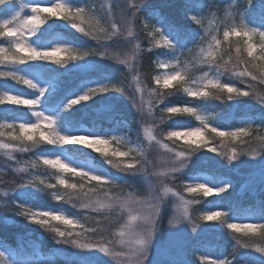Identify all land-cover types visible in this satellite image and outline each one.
<instances>
[{"label": "trees", "instance_id": "1", "mask_svg": "<svg viewBox=\"0 0 264 264\" xmlns=\"http://www.w3.org/2000/svg\"><path fill=\"white\" fill-rule=\"evenodd\" d=\"M18 1L8 0L4 5H0V17L6 15ZM231 1H234V5L228 14V5ZM132 2L138 5V9L124 5L125 1L116 3L115 10L113 9L115 16L111 21V24L115 23L119 28L123 27L120 8L124 10L126 17L133 18L132 40L129 42L127 38L126 40L123 38L124 36L112 35L110 31H107L111 38L101 40L96 47L94 46L97 53L99 50L107 53L104 55L105 60L100 62L102 66H97L98 69L67 72L64 68L67 63L57 64L55 60H34L23 64L5 61L4 65L40 80L55 79L58 88L48 99V103L51 105L60 104L68 99L70 93L75 92L80 86L84 76L95 75L98 77L102 72L112 70L120 74L118 83L124 88L123 93L115 92L111 97L95 95L89 101L76 104L71 108L64 107L61 123L63 128L86 124L99 133H108L113 129H120L123 125H127L129 136L144 146L143 152L135 158L146 162L145 170L135 175L121 172L109 164L101 152L83 145L68 144L65 149L75 159L91 157L95 161L105 164L114 175L113 180L118 183L119 187L109 189L108 186H104L98 189L95 194H90L93 200L110 203L111 201L105 199V193L109 191L113 197L118 196L121 200L129 197L133 201L135 199L142 200L148 198L154 189L168 185L186 199L196 201L190 206L191 220L189 221L198 226L199 230L189 233L182 245L181 255L172 259L153 261V264H204L201 259L203 254L212 258H227L232 261V264L246 260L264 264V253L257 250L264 248V238L259 235L260 229L236 231L227 228V217L232 215L251 214L257 219L264 218V150L261 149L262 142L255 139L257 135H264V132L255 131L264 129V84L260 83V79H264V77L261 76L259 68L253 66L264 65V60L255 55L256 59L248 57L247 37H244L243 34L239 37L232 35L225 40L223 31H219L220 44L217 61L219 63L229 62L228 70L220 72L222 81L232 82L236 87L250 94L237 97L233 93L234 99L228 100L226 92L219 93L215 89H206L210 93L209 97H191L184 91L186 79L175 81L168 88H165L161 83H156L155 75L160 69L157 67L155 59L165 50V47L154 46V41L149 36L150 29L143 24L141 18L154 9H158L165 28L177 30L181 36L179 44L188 46L199 40L201 25L196 20L187 17L185 11H218L224 22H222L223 27L226 25L240 26L238 21L243 17L246 8L248 9L247 16L264 21V0H251V6H249V0H132ZM44 16L48 22L45 28L48 31L47 35L55 32L69 40L88 41L76 29L68 26L71 25L70 20L72 19L69 13L61 14V16L69 17L68 19L51 16L48 13H44ZM82 25L89 30L87 22ZM91 30L99 33L100 29L97 30L91 26ZM0 42L6 43L12 53L15 51L13 38L0 36ZM137 43L140 48L135 50L136 59L132 62V69H129L127 64L119 63V59L132 55ZM237 46L241 48L240 53L235 52ZM90 57L97 59L98 55H90ZM205 68H207V63ZM245 70L257 75L258 80L252 81L248 76L240 77L238 75ZM134 76L139 77V84L134 80ZM5 78L0 77V79ZM0 83L7 82L0 81ZM15 84L21 88H27L26 85ZM138 87L143 89V94H141L143 101L138 98L140 92L137 90ZM216 95H220L221 98H214ZM161 96L163 97L162 101ZM107 99L115 101L113 102L114 106L102 110L101 107L109 103ZM173 102L178 104L194 103L202 106L210 114V121L213 125L227 130L249 123L250 128L254 130L253 135L241 137V140L246 143H241L240 140L227 141L228 148H235L238 154L237 159L231 163L226 156L201 148L189 158L190 161L180 172L168 176L163 175L164 173L157 175L156 172L160 170L168 172L173 166L176 153L184 151L187 155L190 148V145L181 139L169 140L164 131L179 123L195 124L198 122L195 116L188 113L167 114L161 111L165 108L166 103ZM24 109L25 107H19L9 102L0 105V112L2 111L10 118L26 115ZM247 119H252V121L247 122ZM146 128H151L154 131V140L147 141L145 139L143 132ZM20 135L23 133L19 130L3 131L0 129V142L13 145L12 148H0V188L3 189L0 194V244L10 251H14L20 264H35L42 259L56 264L108 263L102 255H97L94 252L89 253L88 249H81L73 244L58 243L54 236L41 239L37 242V246L29 244L31 239L38 235H36L35 229L26 224L23 217L19 215L17 206L20 204H30L38 208H56L78 217L85 227L98 228L95 233L84 232L81 229L80 232L83 233L81 241L94 244L102 243L104 246H110V251L120 248L116 242H118L119 230L124 223L126 214L122 207H106L97 212L73 207L72 203L66 202L67 197H65V201L56 199V195L64 194L66 191L64 185L59 183L61 179L78 186L85 183L86 188L92 185H87L79 175L63 172L59 168L43 164L39 154L54 150V145L41 142L38 145H29V151H19L21 142L14 140L13 137ZM36 135L39 137V134ZM206 137L214 144L220 143L215 134L206 131ZM164 144H167L168 148H162ZM169 149L172 151L170 152ZM113 160L119 162L116 157H113ZM201 173L209 174L214 181L227 178L233 182L232 187L225 193L207 197L202 193L186 192L183 182L191 176ZM41 181L43 183H40ZM21 184L28 186L19 187ZM50 184L56 185V187H47ZM82 200L83 197H81ZM81 201L75 202L79 204ZM176 206L172 195L164 197L158 219L159 237H164ZM209 206L218 207L224 215L212 221L201 219L203 210ZM84 217H87V220ZM97 220L102 223L96 225L95 221ZM32 229H34L33 233ZM28 231L29 233H27ZM245 243L250 246L243 247Z\"/></svg>", "mask_w": 264, "mask_h": 264}, {"label": "snow or ice", "instance_id": "2", "mask_svg": "<svg viewBox=\"0 0 264 264\" xmlns=\"http://www.w3.org/2000/svg\"><path fill=\"white\" fill-rule=\"evenodd\" d=\"M8 0H0V5H4L7 3ZM249 6H251V0H249ZM130 7L132 9H138V5L133 2L131 3ZM111 11V9H109ZM248 9H244V15H246ZM32 15L27 16L23 19H19V14H17V18L13 20H8L2 24H0V36L10 37L13 38L15 41V51L9 55L8 50L4 48H0V63H4L5 61L14 63V64H23L27 61H34V60H55L57 64H66L70 61L75 60H82L89 55H98L95 50H87V51H79L77 49H70L68 46H58L53 48L51 51L41 50L33 47L27 39V35H35V33L39 29V25H41L44 21L41 19V13H48L51 16H61L62 13H69V16L72 17L70 20L71 26L77 29L79 32L83 33L84 35L97 40L100 42L101 40H107L111 37L107 34V30L101 28L99 33L91 30V24L89 22V30H85L84 27H81L76 21L79 20L80 23L85 22L86 8H76L75 12L73 13L72 6H69L67 3H55L52 7L48 8H41L38 5H34L31 7ZM134 17V13H133ZM61 18L68 19L69 17L61 16ZM122 19H126L123 15L122 11ZM197 23H201L196 17H193ZM11 25V27H10ZM147 27V26H146ZM111 28L114 30L112 35H115L116 32H119V28L116 27V24H112ZM251 33H259L261 37H264V31H261L258 28H249L248 24L241 23L239 28L236 26H225V30L223 31V37L227 40L230 36H241L243 34L244 37H247L251 40ZM103 34V35H102ZM127 35L129 37L133 36V32L131 30L128 31ZM159 35L160 39H156V36ZM149 36L154 41V46L159 47L161 44V40L163 44L169 48L171 51L176 52L178 50L176 43H174L173 39L170 37H175L177 41L181 39L180 33L177 30L170 29H161L155 28L152 32L149 33ZM220 44L219 39L214 38V45L218 47ZM214 45L209 44L208 49L201 50L204 53L205 60L207 61V68L209 71H214L216 73H220L221 71H227L228 61H224V63H219L217 61V52L214 50ZM140 45L137 43L134 48V52L132 55H128L123 59H119V63L127 64L129 69L133 67V61L136 59L135 50H138ZM256 49V45L253 43L247 44V55L253 59L257 57L254 56V52ZM72 51L75 54L68 56L65 59H60L59 54L61 52ZM260 51L264 53V44H261ZM236 53L241 52V48L237 46L235 48ZM101 55H107V53H102ZM183 55V53H181ZM222 59V57H221ZM259 59L264 60V55H261ZM180 60L177 57L175 67L173 71L166 75L163 78V86L168 88L172 85L173 81H181L184 80V76H182L181 71L179 69ZM163 67H169V64H163ZM256 68H259L261 76L264 77V65H253ZM207 75V73H206ZM240 77L248 76L251 78L252 81H257V75L253 74L251 71L245 70L238 74ZM0 77L11 78L12 80L16 81L17 83L26 85L28 88L36 90L37 85L31 79L20 75L13 71L3 72L0 71ZM134 80L137 81L139 84V77L134 76ZM161 78L159 76L156 77V83H160ZM260 83L264 84V79H260ZM252 87V85H249ZM206 89H215L219 93L226 92L227 99L232 100L234 99L233 93L237 97L239 96H248L250 93L247 91H243L242 89L231 85L230 82H221L220 79H207L206 83H203L201 87L198 88H185L184 91L191 97H200V98H207L209 97L210 93ZM138 91L143 94V89L137 88ZM43 91L41 90V95H43ZM109 91H117V92H124V88L119 87L118 84H104L99 85L96 87H90L87 91L80 95L78 98L72 99L69 104L68 108L75 106L81 102L88 101L93 98V96L100 94V93H107ZM214 98L220 99V95H216ZM161 101L163 97H160ZM5 102H10L13 105L18 106H27L30 110H35L39 106V99L33 98H24L23 94H10L9 92H5L3 95H0V105L5 104ZM135 102V101H134ZM151 108V105H150ZM162 112L167 114H179V113H188L193 116L197 120L201 122L200 127H191L186 128L185 131H169L167 136L169 140L177 137H183L186 140V143L190 145L189 151L186 155L184 151H180L175 154V159L173 162V166L168 170L167 173L163 175H174L177 172H180L184 167H186L187 163L190 161V157L199 151L201 148H206L210 152L218 153L222 156H226L231 161L237 159V151L235 148L229 149L227 146V141H237L240 140L241 143H246V141L241 140V137L252 136L253 131L250 127H241L235 131H221L218 127L209 128V124L207 119L204 115L201 114V110L193 103V106L190 107H172L168 106L164 109H161ZM34 114L38 117V121L35 123H20L19 130L23 133V135L13 137L14 140L20 141L19 151L26 152L29 151V145H38L41 142H47L50 145L55 146H63L67 144H79L86 146L90 149H95L97 152H101L105 158L107 159L108 163L111 164L113 167L117 168L121 172L125 173H132L138 174L145 170L146 162L136 159L135 157H130L129 152L124 151H112L109 153L107 149V145L109 141L107 139H103L100 136H67L61 135L56 128V120L52 117L45 116L43 113L39 111H34ZM171 118V116H169ZM44 122L47 123L48 129L47 131L44 130ZM9 128H15L16 125L9 124L7 125ZM39 131V137H37L36 132ZM209 132L210 134H215L216 137L219 138L220 143L214 144L207 139L205 136V132ZM264 132V129L255 130ZM113 140L116 139L115 137L112 138ZM149 139L154 140L155 137L149 133ZM255 139L262 142L261 149L264 150V135H257ZM0 147L4 148H12L13 145L10 144H0ZM164 148H168L167 144L163 145ZM130 151H132L130 149ZM171 152L172 149H169ZM229 152L231 153L229 155ZM251 154V153H250ZM113 157L122 158L119 162H114ZM127 158V162L125 159ZM43 164L50 165L54 168H59L63 172H71L73 174L79 175L82 180H85L87 185H92L91 187H87L85 183H81L79 186L75 183H68L66 180L61 179L59 183L64 185L66 189L64 194L56 195V199L65 201V197H67L66 202L72 203L73 207H79L81 210H91V211H99L103 208H111V207H129L134 201L129 197L128 199L121 200L120 197L116 196L113 197L111 192L105 193V199L111 201L110 203H103L100 200H93L92 195L95 194L98 189L103 188L104 186H108L109 189L119 187L118 183L110 179L107 174H95L87 170H83L81 168L71 166L70 163H65L60 157L56 156L53 158L41 157ZM40 183H43L41 181ZM28 185L21 184L19 187H25ZM49 188H55L56 185H47ZM232 187L231 183H224L219 186H209V184L196 181L194 184L187 186V191L190 193H202L203 196L207 197L210 195H219L225 193ZM163 194H159V190H157L156 194H153L152 199L146 202H138V203H146L147 204V214L139 216V215H131L129 223L125 224L123 230L120 231L119 235L121 237H127L133 230L134 224L137 221H142L144 226L146 227L147 231V240L141 238L137 241V248L138 250H128L124 248V250L111 253L109 248L104 246L102 243H91V242H82L81 237L83 233L77 232L74 229H66L61 230L60 228H52L51 231L54 232V238L57 240L58 243L64 244H73L78 248L81 249H93L98 248L100 251L113 255L114 257L122 258L123 264H153V261L150 258V248L157 233L158 228V219L160 216L161 206L164 202V196L168 193L172 192L171 188L167 186H163ZM72 190V191H67ZM178 200L180 201L176 206V213L174 214L173 218L169 221L170 225H176L181 222L183 219L191 220L190 216V206L196 202L190 199H186L180 193H173ZM81 197L83 200L81 201ZM75 201H81L77 204ZM19 215L24 216L27 219L34 221L35 223L41 226H48L49 221H61L64 225H79L84 232H97V227H85V224L80 223L79 220L76 219H69L67 215L63 213H57L53 211H40L36 212L30 208H26L23 204L17 206ZM129 211H132L129 208ZM224 213L220 211L209 210L202 214L200 217L203 220H217L220 218ZM39 217V218H37ZM87 220V217H84ZM96 225H100L102 221L97 220L95 221ZM236 223H228L227 228L237 230L235 227ZM251 226L250 229L253 231L255 229H260L261 232L259 235L264 238V223L258 224H246ZM195 231V228H193ZM247 234V233H246ZM124 240H121V244H124ZM239 243V241H238ZM250 245L245 243L243 247L248 248ZM258 251L264 253V248H258ZM201 259L204 261V264H232V261L228 260L227 258L224 259H210L207 256H202ZM0 264H11V262L7 259L5 252L0 251Z\"/></svg>", "mask_w": 264, "mask_h": 264}, {"label": "rangeland", "instance_id": "3", "mask_svg": "<svg viewBox=\"0 0 264 264\" xmlns=\"http://www.w3.org/2000/svg\"><path fill=\"white\" fill-rule=\"evenodd\" d=\"M126 2L124 5L130 6L132 0H19L12 8L11 10L4 16L0 17V24L8 21V20H13L17 18V14H19V19H23L27 16L32 15L31 12V7L34 5H38L41 8H48L52 7L55 3H67L69 6H72V10L75 11L76 8H86V13L84 14L85 16V22L91 24L92 27L98 29H106L107 31L112 32L114 31L111 28V21L113 20L115 16V12H113V9L115 7L116 3H123ZM234 5V1H231L228 5V11L227 13L230 14L232 11ZM111 9V11H109ZM115 10V9H114ZM121 12L123 11V15L125 16L124 10L121 9ZM63 14V13H62ZM185 15L189 17L190 19H193V17H196L198 20L201 21L199 23L201 25V32L199 34V40L195 44H191L188 46L180 45L179 42L173 38L174 43H176L178 50L176 52L171 51L169 48H167L164 44L163 41L161 40V46L165 47V50L159 54L156 59V65L159 67L158 73L155 75V79L157 76L161 78L160 83L163 84V78L170 74L173 71V68L175 67L176 63V58L178 57L180 60L179 64V69L181 71L182 76H184V79H186V88H198L201 87L203 83L207 82V79H214L218 78L222 81V75L220 73H216L214 71H209L208 68H205L207 61L205 60L204 53H202V49L206 50L209 47V44L214 45V38L220 40L219 36V31H224L225 26L223 27L222 25V18L219 15L218 11H212V12H202V11H185ZM126 17V16H125ZM142 21L143 24L147 25V27L150 29L149 31L152 32L155 28H161V29H168V27L165 28L163 18L161 17L160 11L158 9H154L152 12L149 14L142 16ZM41 19L44 21L41 25H39L38 31L35 33V35H27L28 42L35 48L41 49V50H47L51 51L53 48L58 47V46H68L70 49H77L79 51H87V50H94V46L98 44L97 40H94L83 33L79 32L77 29L76 31L79 32L83 37L87 38L88 41H83V42H78L74 40H69L65 38L64 36L58 34V33H51L49 35L48 31H46V25H47V20L44 16V12L41 13ZM121 21L123 22V27L119 28V26H116L119 28V32H116V35L118 36H124L123 38L128 39L130 42L132 40V37H129L127 35L128 31H132V25L134 24L133 18L130 19L126 17V19L121 18ZM241 25V23L248 24L249 28H258L261 31H264V21L262 20H255L250 16L244 15L241 18L240 21H238ZM81 27H84L78 20L77 22ZM224 23V22H223ZM72 27L71 25H68ZM237 28H239L238 25H234ZM11 27V25H10ZM73 28V27H72ZM85 28V27H84ZM75 29V28H74ZM6 31V29H4ZM87 31V29H85ZM251 40L247 38V43H253L256 45V49L254 52V55L257 57H260L261 55H264L260 51V46L261 44H264V37H261L259 33H251ZM156 39H160L159 35L156 36ZM13 45L15 47V41L13 39ZM0 48H4L8 50V54L11 55L12 52L9 50V47L6 45L4 42H0ZM218 47H215L214 45V50L217 52ZM98 58L94 59L92 57L87 56L82 60H75V61H70L68 62L64 68H66V71H89L91 69H96L97 66H102L100 64L101 61L105 60V56L101 55L103 52L98 51ZM183 53V55H181ZM75 54V52L72 51H67V52H61L59 54V57H66ZM163 64H169V67L165 68L162 65ZM98 69V68H97ZM0 71L7 72V71H13L16 72L20 75H23L27 77L28 79H31L34 81L37 85V89H27V88H21L20 86H17L16 81L12 80L11 78H5V79H0V81H5L9 82L7 83H0V95H3L5 92H9L10 94H23L24 98H33V99H39V106L35 110H30L27 106H19V107H25V113L26 115H21L18 117L10 118L8 115L3 113L2 111L0 112V129L3 131H15L19 130V124L20 123H35L38 121V117L34 114V111H39L43 113L45 116L52 117L56 120V128L57 131L61 135H67V136H100L103 139H107L109 141V144L107 145V149L109 153L112 151H124V152H129L130 157H136L139 154H141L144 150V146L141 142L139 141H134L128 133V126L123 125L120 129H113L112 131L108 133H98L93 131L89 126L86 124H80L77 126H71V127H65L63 128V125L61 123V115L63 113L64 107H68L69 102L74 99L78 98L80 95H83L88 88L90 87H96L99 85H104V84H118L119 87L120 83H118L119 79V73L115 71H107V72H102L101 76L96 77L95 75L91 77H86L83 78V80L80 82V86L77 88L75 92L70 93V97L63 101L60 104L57 105H49L48 99L49 97L53 94V92L58 88V83L55 81V79H46V80H40L37 78H34L33 76L29 74H24L21 73L20 70H15V68L12 67H7L4 65V63L0 64ZM207 73V75H206ZM175 81H173L174 83ZM231 85H234L232 82H230ZM236 87V86H235ZM41 90L43 91V95H41ZM115 92L117 91H109L107 93H100L97 94L99 96H105L107 95L108 97H111ZM138 98L142 99V95L139 92ZM89 101V100H88ZM143 101V99H142ZM107 102L104 104V109L111 108L114 106L115 101L107 99ZM10 103V102H9ZM82 103V102H81ZM80 104V103H79ZM18 106V105H16ZM179 107V108H184V107H190L193 106V104H178V103H166L164 107ZM202 112L201 114L204 115L207 119V122L209 124V128L212 127H217L212 124L210 121V114L199 105H196ZM252 121V119H247V122ZM15 124V128H9L7 125L9 124ZM201 122L198 120L197 123L195 124H181L179 123L178 125H175L166 131H164V134L166 137L167 133L169 131H185L187 130L186 128H191V127H200ZM241 127H251L249 123H246L245 125H242L240 127H234L231 128L230 130H227L222 127H218L221 131H235L238 128ZM48 125L46 122H44V130L47 131ZM20 131V130H19ZM21 132V131H20ZM22 133V132H21ZM149 133H151L152 136H154V131L151 128H146L143 132V135L147 141H151L149 139ZM36 134H39V131L36 132ZM206 136V132H205ZM115 137L116 139H112ZM177 139H181L183 141H186L185 138L183 137H177ZM0 144H3L0 142ZM68 145V144H67ZM67 145L63 146H55V149L50 151V152H44L39 154V157H47V158H55L56 156L60 157L65 163H70L71 166H75L78 168H81L83 170L90 171L95 174H107V176L110 179H114V175L110 172L108 167L98 161H95L93 158H85V159H75L73 158L70 154L67 153L65 147ZM1 148V147H0ZM164 148V147H162ZM130 149L132 151H130ZM117 160L119 161L122 158L116 157ZM127 162V158H123ZM166 171L160 170L159 172H156L157 175H160V173H165ZM196 181L204 182L209 184V186H219L224 183H231L233 182L227 178L220 179L217 181H214L212 179V176H210L207 173H201V174H196L191 176L190 178L186 179L183 184H184V189L186 192L187 191V186L194 184ZM168 188V185H166ZM172 189V188H171ZM157 190H159V194H163V188L160 186V188H156L152 191V193L149 195L148 198L145 199H135L134 203H132L129 207H122L125 211L126 218L124 220V223L119 230V233L121 230H123V227L125 224L129 223L131 215H145L147 214V204L146 203H138V202H146L150 201L152 199L153 194L157 193ZM3 192V189L0 188V194ZM173 193H179L178 191L172 189V192L168 193L164 197H167L169 195H172L173 198L175 199L176 204H178L180 201L178 198L173 195ZM181 194V193H180ZM182 195V194H181ZM215 195V194H214ZM212 196V195H211ZM26 208H30L33 211L40 212V211H53L57 213H63L68 216L69 219H76L79 220L80 223L81 220L71 214L66 213L63 210L56 209V208H38V207H33L30 204L24 205ZM129 208L132 209V211H129ZM209 210H214V211H220L218 207H213L209 206L206 209L203 210V213ZM176 213V210H175ZM174 213V214H175ZM174 216V215H173ZM23 219L25 220V223L30 225L32 228L35 229L36 235L38 237L32 238L29 244L31 246H37V242L40 241L41 239H46L49 236H55L54 232L51 231L52 228H60L61 230H66V229H74L77 232L81 231V228L79 225H64L61 221H49L48 226H41L34 221L25 218L22 216ZM39 218V217H37ZM173 218V217H172ZM228 223H236L240 225H246V224H258V223H264V218L257 219L253 217L251 214H245V215H232L227 217ZM144 228V224L142 221H137L134 224V229L136 230H142ZM193 228L196 230H199V227L196 226L194 223L189 221L188 219H183L179 224L176 225H169L164 237H159V223H158V228H157V233L155 235V238L153 240V243L150 248V258L152 261H158L161 259H172L176 258L177 256L181 255L182 253V245L187 239V236H189V233L193 231ZM31 232L33 233V230ZM252 230V229H251ZM30 231V230H29ZM29 231L27 233H29ZM194 231V232H195ZM122 239H125V237H121L118 235V242L117 245L120 246L119 250L115 251H110V246L105 245L106 247L109 248V251L111 253H116L119 251L124 250V246L120 243ZM0 251L5 252L7 259L11 262V264H20L18 260L16 259V253L14 251H10L9 249H6L4 246L0 244ZM88 251L94 252L97 255H102L105 257V259L108 261L106 264H123L122 258L119 257H114L113 255L106 254L102 251H100L98 248H93V249H88ZM202 256H207L210 259H224L223 257H216L212 258L211 256L207 254H203ZM171 257V258H170ZM35 264H56L55 262L52 261H47L45 259H42L38 261ZM88 264H97L93 262H89ZM234 264H258L257 262L246 260L243 262H237Z\"/></svg>", "mask_w": 264, "mask_h": 264}, {"label": "clouds", "instance_id": "4", "mask_svg": "<svg viewBox=\"0 0 264 264\" xmlns=\"http://www.w3.org/2000/svg\"><path fill=\"white\" fill-rule=\"evenodd\" d=\"M235 227L237 228L238 231H240L242 229H250L251 226L236 225ZM141 238L147 240V231H146L145 226L142 230L134 229L127 237H125L124 244H123L124 248L128 250H138L137 241L140 240Z\"/></svg>", "mask_w": 264, "mask_h": 264}]
</instances>
